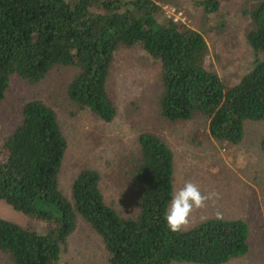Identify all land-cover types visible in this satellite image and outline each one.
<instances>
[{
  "label": "trees",
  "instance_id": "16d2710c",
  "mask_svg": "<svg viewBox=\"0 0 264 264\" xmlns=\"http://www.w3.org/2000/svg\"><path fill=\"white\" fill-rule=\"evenodd\" d=\"M159 1L0 0V98L11 74L33 82L55 64H70L76 70L67 83L69 99L110 120L115 108L105 79L113 52L140 44L158 61L164 119L200 115L210 137L239 142L244 120L264 118V0L245 10L251 67L228 85L205 65L201 33L162 17ZM194 1L213 13L221 2ZM20 114L1 143L0 200L47 227L39 231L0 217V251L11 264H65L60 253L78 216L99 235L107 264H221L247 251L248 226L239 217L209 216L178 232L167 227L172 151L157 134L137 136L129 172L134 206L122 214L104 200L92 168L77 171L69 197L58 188L66 139L50 105L30 98ZM259 148L264 152V131Z\"/></svg>",
  "mask_w": 264,
  "mask_h": 264
},
{
  "label": "rangeland",
  "instance_id": "374dc122",
  "mask_svg": "<svg viewBox=\"0 0 264 264\" xmlns=\"http://www.w3.org/2000/svg\"><path fill=\"white\" fill-rule=\"evenodd\" d=\"M253 2L221 0L214 13L204 11L194 0H161L159 4L162 17L172 18L201 33L207 47L205 65L228 85L252 64V51L245 40L249 24L245 10ZM75 70L70 64H55L33 82L10 75L0 98V158L2 140L20 120L22 103L30 98L40 99L53 108L66 139L57 174L58 188L69 197L70 184L77 171L92 168L99 175L98 187L104 200L124 214L134 206L135 190L129 172L137 136L142 131L153 132L172 151L173 191L191 180L203 193L219 194L218 198L206 201L204 208L192 212L189 225L209 216L239 217L247 223V251L221 264H263L264 152L259 148V137L264 131V118L244 120L242 138L237 143L210 137L206 119L200 115L182 121L164 119L158 112V61L147 56L137 44L120 45L113 52L105 85L115 113L110 120H102L67 96V83ZM0 217L39 231L47 227L46 222L13 209L2 200ZM59 261L107 264L99 235L80 216L66 239ZM0 264H11L2 251Z\"/></svg>",
  "mask_w": 264,
  "mask_h": 264
},
{
  "label": "clouds",
  "instance_id": "9594fccd",
  "mask_svg": "<svg viewBox=\"0 0 264 264\" xmlns=\"http://www.w3.org/2000/svg\"><path fill=\"white\" fill-rule=\"evenodd\" d=\"M216 192L203 193L198 184L188 180L183 186L175 189L171 200L164 213V219L167 227L178 232L189 225V218L195 209H201L206 206V201L217 197ZM219 215V213L217 214ZM204 219V217H202Z\"/></svg>",
  "mask_w": 264,
  "mask_h": 264
}]
</instances>
